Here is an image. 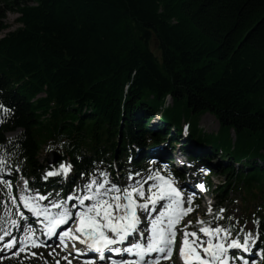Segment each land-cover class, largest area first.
Returning <instances> with one entry per match:
<instances>
[{"label":"trees","instance_id":"1","mask_svg":"<svg viewBox=\"0 0 264 264\" xmlns=\"http://www.w3.org/2000/svg\"><path fill=\"white\" fill-rule=\"evenodd\" d=\"M3 4L0 33L8 12L21 27L0 39V170L44 189V150H59L78 178L113 172L116 161L140 171L146 143L169 141L189 158H223L214 167L222 203L243 190L264 199V0ZM205 114L219 121L217 134L200 129ZM4 193L0 185V231Z\"/></svg>","mask_w":264,"mask_h":264},{"label":"snow or ice","instance_id":"2","mask_svg":"<svg viewBox=\"0 0 264 264\" xmlns=\"http://www.w3.org/2000/svg\"><path fill=\"white\" fill-rule=\"evenodd\" d=\"M4 161L0 160V164ZM63 175L67 176L71 170L70 165H62ZM60 175L55 171H49L48 176ZM138 175V174H137ZM132 179V177H129ZM148 181L153 183L147 188L148 195L145 192V181H136L127 187H122L112 182L107 173L103 174L101 180H90L82 189L81 194L77 196L66 197L67 200H74L75 210L69 209L63 201H52L50 204H40L38 201L46 200L47 197L37 193L34 197H24V206L34 213L37 218L43 217L48 237L58 236L60 243L67 250V241L72 242V247H76V241L86 245L93 252L98 254L101 261L106 259L105 251L120 253L124 251L139 257V260L128 261L112 260L111 264H148L149 254H157L164 258H171V252L175 243L176 224L184 215L190 212L191 197L187 200L181 198L180 191L164 176L156 172L154 175H148ZM0 183L8 184L7 180L0 179ZM203 189V185H200ZM155 189V191H153ZM29 201H32L30 204ZM88 202L87 204L85 202ZM124 201V203H120ZM163 201V203H160ZM188 207L185 208L184 205ZM159 205V209L157 208ZM56 209L55 212L49 209ZM151 213H157L148 221L150 227L147 230L150 235L145 236L144 230L140 228L142 216ZM221 213L223 209L219 210ZM79 219L80 227L75 233L70 229L57 231L59 225L68 224L69 221L75 223ZM191 222L189 221V224ZM199 224H205L199 221ZM200 232L208 237L202 240L196 232L183 233L180 255L186 256V264H230L229 249H243L248 251V244L236 239L229 240V230L220 226L201 227ZM132 237L140 241L134 242ZM189 237L193 239L189 241ZM0 242H4L7 247H16L18 245L32 247L46 246L38 241L34 236H28L25 233L24 240L12 239L10 236L7 241L0 236ZM126 248L116 247L125 245ZM204 244L207 247H204ZM187 246V253L185 252ZM203 248V252L198 251ZM23 250V248H21ZM77 255H82L80 249H76ZM32 255H37L32 253ZM71 255V253L69 254ZM235 253L233 252V256ZM59 264V261H57ZM71 264V261H68Z\"/></svg>","mask_w":264,"mask_h":264},{"label":"rangeland","instance_id":"3","mask_svg":"<svg viewBox=\"0 0 264 264\" xmlns=\"http://www.w3.org/2000/svg\"><path fill=\"white\" fill-rule=\"evenodd\" d=\"M0 7L4 9L3 0H0ZM6 20L5 23L9 26V29L0 33V39L4 38L8 33L14 32L18 30L21 25L18 23V18L20 17L19 14L15 12H8L6 14ZM212 83V80H209V84ZM264 96V95H263ZM264 100V97H263ZM172 101L169 99L168 104L171 105ZM187 119V121H186ZM186 121L188 125H190V118H184L182 120L183 124ZM198 125L200 129L206 133V134H217L220 128L219 121L210 114H205L202 117H200ZM183 128V127H181ZM16 134H11L9 137H14ZM233 138L235 139V135L233 134ZM47 155L43 153L41 159H46ZM223 158L217 157L213 158V163H223ZM249 161H252V159H249ZM59 170V169H57ZM205 170V172H204ZM196 172L198 174H208L214 183V186L219 185V183H223L224 180L220 176L210 173L208 170L206 171L205 168H202L200 166H197ZM58 173V172H57ZM73 172H68L67 176H63V178L59 180H64L65 182L70 181V178L72 177ZM62 177V176H61ZM130 176H124L120 177L113 181L117 185H120L122 187H127L129 185L134 184L136 181L142 179H139V176H134L132 179L129 178ZM92 178H96V175H92ZM9 181L8 179H5ZM85 181L78 182L75 187L74 191L80 190L84 188ZM4 187L8 191L9 198H11V209L16 213V215L20 214V205H22L23 201V194L27 193L28 195L34 197L36 195L35 192L31 194V191L26 189V182L25 180H21L19 184L13 185L10 182V186L8 184H3ZM17 190V198L12 197L13 191ZM215 190V187L212 188V192H210L206 196H202L198 204L195 206V209L198 213L196 216V219H201L203 216L208 215L210 212V208L205 206V199L209 200V198L213 197V192ZM235 201L232 205H228L226 209L223 211L222 218H230L235 223V225H238L239 228L245 233L244 237L247 240V242H251L253 238L256 237L257 233V224L254 222L256 212L258 211L257 205L262 203V195L257 191L253 190L252 192L248 193L247 191H242L241 194H236L232 196ZM15 200L19 203V205H16ZM41 202V201H40ZM24 236V234L22 235ZM32 253H36L37 255H32ZM57 261H59V264H68L67 261H62L58 253L52 252V250L43 251V250H34L30 253L27 252H12L6 256L0 255V264H57Z\"/></svg>","mask_w":264,"mask_h":264},{"label":"water","instance_id":"4","mask_svg":"<svg viewBox=\"0 0 264 264\" xmlns=\"http://www.w3.org/2000/svg\"><path fill=\"white\" fill-rule=\"evenodd\" d=\"M57 160H58V157H56L55 159H50L49 162L50 164H54Z\"/></svg>","mask_w":264,"mask_h":264},{"label":"bare ground","instance_id":"5","mask_svg":"<svg viewBox=\"0 0 264 264\" xmlns=\"http://www.w3.org/2000/svg\"><path fill=\"white\" fill-rule=\"evenodd\" d=\"M159 146H165V144H162V145H161V144H159ZM161 148H162V147H161Z\"/></svg>","mask_w":264,"mask_h":264}]
</instances>
